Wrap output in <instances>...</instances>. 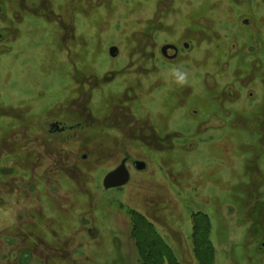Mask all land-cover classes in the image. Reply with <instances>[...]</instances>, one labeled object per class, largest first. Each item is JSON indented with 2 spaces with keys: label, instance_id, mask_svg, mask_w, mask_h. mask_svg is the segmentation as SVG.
I'll use <instances>...</instances> for the list:
<instances>
[{
  "label": "rangeland",
  "instance_id": "rangeland-1",
  "mask_svg": "<svg viewBox=\"0 0 264 264\" xmlns=\"http://www.w3.org/2000/svg\"><path fill=\"white\" fill-rule=\"evenodd\" d=\"M129 211L264 264V0H0V264H139Z\"/></svg>",
  "mask_w": 264,
  "mask_h": 264
},
{
  "label": "trees",
  "instance_id": "trees-1",
  "mask_svg": "<svg viewBox=\"0 0 264 264\" xmlns=\"http://www.w3.org/2000/svg\"><path fill=\"white\" fill-rule=\"evenodd\" d=\"M129 215L132 223L130 233L131 241L136 249L139 264L174 263L170 249L166 246L160 235L151 229L146 217L130 211ZM196 216H198V214H195V217ZM195 217L193 216L194 220ZM196 227L192 229L193 233ZM198 238L201 241L202 249L200 251L194 250V255L198 262L197 264H211L213 259L211 249L213 248H211L208 239L204 237L203 234H200ZM151 249L154 251L152 252Z\"/></svg>",
  "mask_w": 264,
  "mask_h": 264
},
{
  "label": "water",
  "instance_id": "water-1",
  "mask_svg": "<svg viewBox=\"0 0 264 264\" xmlns=\"http://www.w3.org/2000/svg\"><path fill=\"white\" fill-rule=\"evenodd\" d=\"M183 46L187 47L186 45H183ZM171 49H175V47L171 45H168V46L165 45V46H162L160 52L163 56H166L167 51ZM116 55H117V49L115 47L109 48V56L113 58ZM123 162H121L117 168L107 173L103 177L102 186L104 190H107V189L110 190V188H121L128 184L130 175H129L127 168L125 167V164H123ZM133 164H134L135 171H143L145 169V163L137 161V162H134Z\"/></svg>",
  "mask_w": 264,
  "mask_h": 264
},
{
  "label": "flooded vegetation",
  "instance_id": "flooded-vegetation-1",
  "mask_svg": "<svg viewBox=\"0 0 264 264\" xmlns=\"http://www.w3.org/2000/svg\"><path fill=\"white\" fill-rule=\"evenodd\" d=\"M171 46H173V45H171ZM183 46V45H182ZM175 47V49H171V50H168L167 51V54H166V56H163L162 54H161V56L163 57V59H166V60H172L173 58H176L177 57V54H178V49H177V47L176 46H174ZM184 47V46H183ZM161 50V49H160ZM169 52H173V55H168V53ZM161 53V52H160ZM48 134L49 135H55L57 132H63L64 130H65V128L64 127H62V128H60V125L59 124H57L56 122H54V123H51L48 127ZM61 130V131H60ZM124 161V162H123ZM121 162H123V164H125V167L127 168V166H128V164H130L132 167H133V169H134V162H136V161H130L129 159H124V160H122ZM120 162V163H121ZM120 163H119V165H120ZM128 170V169H127ZM145 170V169H144ZM134 171H135V169H134ZM129 172V171H128ZM129 175H130V173H129ZM129 182H130V178H129ZM128 182V183H129Z\"/></svg>",
  "mask_w": 264,
  "mask_h": 264
},
{
  "label": "clouds",
  "instance_id": "clouds-1",
  "mask_svg": "<svg viewBox=\"0 0 264 264\" xmlns=\"http://www.w3.org/2000/svg\"><path fill=\"white\" fill-rule=\"evenodd\" d=\"M173 82L183 86L188 83V74L182 68H173L171 71Z\"/></svg>",
  "mask_w": 264,
  "mask_h": 264
}]
</instances>
